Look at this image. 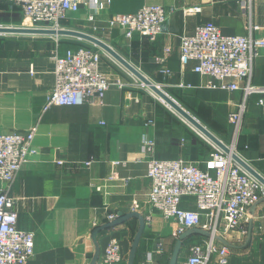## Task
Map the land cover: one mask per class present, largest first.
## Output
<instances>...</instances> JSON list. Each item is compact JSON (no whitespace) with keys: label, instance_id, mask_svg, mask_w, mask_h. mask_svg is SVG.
I'll return each instance as SVG.
<instances>
[{"label":"crops","instance_id":"crops-1","mask_svg":"<svg viewBox=\"0 0 264 264\" xmlns=\"http://www.w3.org/2000/svg\"><path fill=\"white\" fill-rule=\"evenodd\" d=\"M149 4L173 9L166 31L155 40L137 34L126 39L120 29L107 28L106 20L112 14L132 13ZM195 7L199 10H190ZM249 20L258 27L254 35L264 37V0H110L94 21L87 19V5L82 3L78 12L60 21V27L102 39L193 117L213 126L226 124L232 132L230 145L263 175L264 104L258 101L264 100V93H251L244 99L240 89L209 88L213 79L194 72L193 62L184 68L179 62L180 38L192 34L197 25L213 22L224 35H245ZM0 27L39 28L26 21L19 6L6 0H0ZM89 44L64 36L0 33V133L24 132L37 124L36 153L22 164L10 190L18 228L34 233V254L26 264H96L111 237L120 243L123 257L114 264H129L140 229L139 218L127 217L130 203L134 199L145 203L151 186L145 159L184 158L203 168L212 150L201 155L186 134V121H169L157 97L138 87L125 68L103 55L100 70L112 84L101 100L44 111L54 87L53 50L64 53L67 48L92 47ZM167 47L169 57L158 63L156 57ZM164 67L170 74L163 72ZM117 81L126 86L118 88ZM237 83L244 85L243 80ZM251 83L264 87V56L254 59ZM243 101L245 111L236 132L228 116ZM144 138L154 141L149 155L142 153ZM182 206L194 207L189 200ZM110 214L117 218L110 221ZM248 216L243 231H223L217 236V244L228 247L229 258L213 255L208 264H264V197L248 209ZM123 217L121 223L96 231ZM174 229L171 219L153 211L132 264H169L180 236H175ZM187 231L176 264L188 256L190 245L208 237V231L198 227L182 234Z\"/></svg>","mask_w":264,"mask_h":264},{"label":"built area","instance_id":"built-area-1","mask_svg":"<svg viewBox=\"0 0 264 264\" xmlns=\"http://www.w3.org/2000/svg\"><path fill=\"white\" fill-rule=\"evenodd\" d=\"M6 1L19 6L26 21L34 26L57 30L61 28L60 21L78 12L82 3L87 5V19L94 21L95 15L110 0ZM190 10L197 11L199 8ZM172 12V8L166 9L161 5H144L132 13L112 14L106 20V26L109 30L120 29L126 39L137 34L155 40L166 31ZM257 29L249 20L247 34L224 35L213 22L199 24L192 34L180 38V65L184 68L193 62L194 72L213 79L208 83L209 88L240 89L244 99L251 93H264V87L251 83L254 59L264 56V37L254 35ZM170 53L171 49L167 47L163 55L156 57V61L163 64ZM101 58V51L91 47L67 48L64 53L54 49L51 53L54 87L46 97L43 110L51 106L81 105L94 98L101 100L112 84L100 70ZM162 70L170 74L166 67ZM239 80L244 81L243 86L238 85ZM134 82L136 84V80ZM116 86L124 88L126 83L117 81ZM258 103L264 104V100L260 99ZM244 111L243 101L228 116L236 132ZM148 124H153V121L148 120ZM36 131L37 124H34L24 132L0 133V264H26L34 254V233L18 228V214L13 208L14 197L10 195V190L22 164L36 153L33 145ZM153 146L152 139L144 138L142 153L149 155ZM211 146L203 168L199 162L184 158H146L150 189L145 203L141 204L136 199L130 203V211L142 215L146 223L151 220L153 211L171 219L175 224V236L192 227L208 231L207 239L190 245L188 256L178 264H208L213 255L221 260L229 258L228 247L217 244V236L230 230L243 231V225L250 220L248 209L264 197V185L260 181L237 164L231 154L213 143ZM228 147L239 155L233 144ZM118 163L114 161L112 164ZM92 186L97 191L101 190ZM185 200L191 201L194 207H183ZM108 217L112 221L117 215L110 214ZM122 259L120 243L111 237L96 264H114Z\"/></svg>","mask_w":264,"mask_h":264},{"label":"water","instance_id":"water-1","mask_svg":"<svg viewBox=\"0 0 264 264\" xmlns=\"http://www.w3.org/2000/svg\"><path fill=\"white\" fill-rule=\"evenodd\" d=\"M0 33H25V34H43V35H55V36H64L77 38L82 41L88 42L106 54H108L115 62L125 68L130 74L137 78L149 91H151L158 99H160L168 108H170L174 113L178 114L184 121H186L191 127H193L200 135L207 138L211 143L222 149L225 153L231 154V158L244 168L248 173L254 176L258 181L264 185V176L258 173L252 166H250L241 156L230 151V148L217 136H215L210 130H208L203 124H201L195 117H193L189 112H187L182 106H180L176 101H174L158 84L151 81L147 78L138 68L132 65L124 57H122L116 50H114L108 43L102 39L91 35L89 33L60 28L57 30L54 29H44V28H16V27H0ZM137 217L140 220V229L135 237L132 250L129 257V264L133 263L134 251L137 247L138 240L141 236V232L144 228L145 221L143 217L137 212H131L127 217ZM125 217L121 218L119 221H114L113 223L107 224L105 226L99 227L97 230L109 227L111 225L121 223ZM95 231V232H96ZM190 231H187L185 234H181L175 244L173 249L171 259L169 264H176L178 253L181 248L182 241L184 237L189 234Z\"/></svg>","mask_w":264,"mask_h":264},{"label":"rangeland","instance_id":"rangeland-1","mask_svg":"<svg viewBox=\"0 0 264 264\" xmlns=\"http://www.w3.org/2000/svg\"><path fill=\"white\" fill-rule=\"evenodd\" d=\"M90 46H92L94 48H97L96 46H93V45H90ZM97 49H99V48H97ZM100 51H101V53H102V55L104 57H108L109 59L113 60L108 54H106L102 50H100ZM100 63H101V61H100ZM115 63H117V62H115ZM99 66H100V64H99ZM120 67L123 68L122 66H120ZM124 71H127V70H124ZM129 76L132 79L136 80V85L138 87L143 88L147 92H149V90L137 78H135L132 74H130ZM160 88H162V87H160ZM162 90H164V89L162 88ZM167 94L169 95V93H167ZM156 101L159 103V105L161 107V110L163 111V113H165L166 118H168L169 121L175 120L177 123L178 122L181 123V124L183 123L182 121H184V120H182V118L180 116H178V114L174 113L170 108H168L160 99L156 98ZM196 119L201 124H203L208 130H210L215 136H217L220 140H222L225 144H229L230 145V141L232 140V132H231L230 128H228V126H226V124H222V125H219V126L218 125L213 126V125L208 124V122L205 121V120L203 121L202 119H198V118H196ZM180 120H182V121H180ZM184 123H183V125L185 126L186 134L188 135V137L191 138V140L193 141L192 143L195 142L198 145V147L200 148L198 150V152L202 153L201 155L208 154V152H210V150L212 149L211 142L207 138H205L202 135H200L188 123H186V122H184ZM262 176H264V174Z\"/></svg>","mask_w":264,"mask_h":264},{"label":"trees","instance_id":"trees-1","mask_svg":"<svg viewBox=\"0 0 264 264\" xmlns=\"http://www.w3.org/2000/svg\"><path fill=\"white\" fill-rule=\"evenodd\" d=\"M92 48V47H91Z\"/></svg>","mask_w":264,"mask_h":264}]
</instances>
